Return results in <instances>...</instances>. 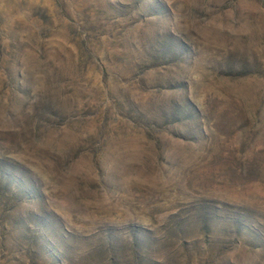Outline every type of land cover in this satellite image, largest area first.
I'll return each instance as SVG.
<instances>
[{
    "label": "rangeland",
    "instance_id": "374dc122",
    "mask_svg": "<svg viewBox=\"0 0 264 264\" xmlns=\"http://www.w3.org/2000/svg\"><path fill=\"white\" fill-rule=\"evenodd\" d=\"M0 264H264V0H0Z\"/></svg>",
    "mask_w": 264,
    "mask_h": 264
}]
</instances>
